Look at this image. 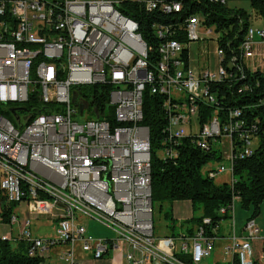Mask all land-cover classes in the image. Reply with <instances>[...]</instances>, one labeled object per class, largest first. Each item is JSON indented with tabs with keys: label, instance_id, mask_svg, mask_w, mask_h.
Returning a JSON list of instances; mask_svg holds the SVG:
<instances>
[{
	"label": "built area",
	"instance_id": "obj_1",
	"mask_svg": "<svg viewBox=\"0 0 264 264\" xmlns=\"http://www.w3.org/2000/svg\"><path fill=\"white\" fill-rule=\"evenodd\" d=\"M127 1L160 17L185 14L178 31L173 21H153L160 39L155 54L139 20L122 12ZM186 12L179 0H0V188L7 205L31 206L27 216L13 209L8 224L18 230L0 239L25 240L29 256L44 259L40 264L58 245L65 246L58 255L69 264H84L80 254L100 260L117 253L123 264H200L217 241L227 239L224 251L232 264H259L262 229L249 217L238 233L234 202L220 209L230 218L227 237L218 232L221 222L208 230L209 218L188 237L154 232L146 90L164 97L159 155L176 156V147L190 137L194 146L221 155L207 170L211 177L227 171L224 160L233 175L235 160L253 155L264 134L256 132L259 118L229 105V87L238 79H246L238 94L264 87V25L250 24L232 49L202 11ZM182 31L187 43L175 37ZM201 41L195 58L191 44ZM246 108L261 109L264 124V96ZM41 215L56 223L51 238L32 229L34 216ZM87 217L114 236L92 238Z\"/></svg>",
	"mask_w": 264,
	"mask_h": 264
},
{
	"label": "trees",
	"instance_id": "obj_2",
	"mask_svg": "<svg viewBox=\"0 0 264 264\" xmlns=\"http://www.w3.org/2000/svg\"><path fill=\"white\" fill-rule=\"evenodd\" d=\"M184 3L186 11H202L207 16V24L216 25V31L223 44H231L232 49H237L244 40L247 27L253 24L254 18L243 9L231 10L226 5L213 2L211 0H179ZM252 7L256 10V18L264 19V0H250ZM121 10L123 13L139 20L140 31L149 45L154 48V54L160 39L153 32V21L168 20L173 21V28L184 17L182 14L162 15L147 14L138 3L129 1L124 3ZM192 6V7H191ZM179 35V36H178ZM181 42L187 43V36L182 31L175 35ZM229 72H236V65H229ZM264 83V82H263ZM238 87H246V79H238L230 89H233L229 99V105L244 109V113L249 119H258L256 132L264 131L263 113L261 109L253 113L246 108L247 104L256 103L264 96V87L253 88L249 94H238ZM226 88V87H225ZM81 89V88H80ZM98 93V92H97ZM96 93V94H97ZM98 95H96L97 97ZM164 97L151 94L149 90L144 93L143 123L150 128L152 140V167H151V187L152 200L154 204L162 206L165 202L174 203L176 201H190L192 203L193 216L183 222L187 233L171 235L175 238L188 237L195 233L194 229L204 224L206 218L211 219L208 230L218 225L228 215H221V208H228L234 198H239L243 207H253V216L260 213L264 202V134L261 135V144L257 146L253 155L244 159L237 158L233 166L234 184L227 182L217 183L216 177L206 175L202 168L214 159L220 160L222 157L213 150H204L197 145L194 146L190 137H184L181 144L176 147L177 155L172 157H162L159 151L164 149L161 144L163 139V128L167 123L166 112L163 108ZM30 103V102H29ZM32 103H38L33 100ZM28 109L30 104H27ZM9 120L15 122L14 116L7 111L4 114ZM233 204V203H232ZM15 204L7 205L6 195L0 188V218L5 223H9L11 212ZM173 213V212H172ZM171 211L166 212L167 217H172ZM196 213V215H195ZM196 227V228H195ZM174 229V226L172 227ZM257 247L260 244L257 243ZM29 244L25 240L9 241L0 239V264H40L44 259L41 256H29Z\"/></svg>",
	"mask_w": 264,
	"mask_h": 264
},
{
	"label": "rangeland",
	"instance_id": "obj_3",
	"mask_svg": "<svg viewBox=\"0 0 264 264\" xmlns=\"http://www.w3.org/2000/svg\"><path fill=\"white\" fill-rule=\"evenodd\" d=\"M226 6L231 9V10H239L243 9L250 13L252 17L254 18L253 24L256 26H262L264 25V19L262 18H256L257 13L256 10L252 7L250 0H227ZM216 25L211 26L213 30L216 29ZM203 42L201 41L200 43L198 42H193L191 44V52L193 56L196 58L197 52H198V47L202 45ZM17 105H22V104H17ZM228 149V148H226ZM211 164L205 165L202 168V171L204 173V176L206 175V171L208 170L209 167L216 166L218 163L217 159H214L213 161L209 162ZM224 164L228 167L227 171L218 175L216 177V182L217 183H223L227 182L231 184L232 182V170L231 166L229 165V162L224 160ZM173 205L174 203L170 202H165L162 204H154V212H153V221H154V232L156 236H166V235H171L173 231L175 232H180L181 229L185 230L184 228L180 227L181 226V219L179 216L181 215L179 212H176V217H174V212H173ZM31 206L29 203L26 201L20 202L15 208H14V213H22L23 216H27V214L30 212ZM171 211L172 217H167L166 212ZM253 207L250 208H245L242 205V202L239 198L235 200V210L234 213L236 215L235 218V223L237 224V227H243L245 221L249 217H254L257 219V223L259 227L262 228L264 231V202L262 203L260 213L256 216H253ZM196 215V213H195ZM35 218L33 219V224H32V229L35 231L34 233L37 234L39 237L43 238H51L55 234V227L56 223L53 220V218L47 216V215H41L39 217L34 216ZM229 218V216H228ZM227 218V219H228ZM227 219H223L221 221V228H219L218 232L223 234V233H228L230 234V226H228V221ZM185 222V221H184ZM83 223L88 227V231L90 233V236L92 238H106V237H113L114 233L103 223L92 219L90 217H87L83 220ZM183 224V222H182ZM174 226V229L172 228ZM18 230V225H10L8 223L3 222L0 219V236H2L4 233H9L13 232L16 233ZM240 231V230H239ZM264 235V232H263ZM65 246L63 245H58L53 247V253H55V259L53 257L46 256L45 260L47 264H69L67 260L61 257V255H58ZM47 254H50V251H46ZM53 259V260H52ZM214 257H208L203 260L202 263L200 264H213Z\"/></svg>",
	"mask_w": 264,
	"mask_h": 264
},
{
	"label": "crops",
	"instance_id": "obj_4",
	"mask_svg": "<svg viewBox=\"0 0 264 264\" xmlns=\"http://www.w3.org/2000/svg\"><path fill=\"white\" fill-rule=\"evenodd\" d=\"M173 212H174V217H176V212H179L181 214L179 216L180 218L177 217V219H181V226L180 227H182V228H184V226L182 225V222H184L186 220H189L190 218H192V216L194 214L193 209H192V203L190 201H176V202H174ZM235 218H236V215H235ZM229 219L230 218L227 219L228 226H229V223H230ZM221 225H223V224H221ZM184 229L185 230L181 229L179 233L175 231L174 234L178 235V234L187 233L188 230H186V228H184ZM236 229H237L238 233H241L243 227L239 228V227H237V224H236ZM194 231H195V229H194ZM263 232L264 231L262 230V235H263ZM88 233H89V231H88ZM35 235L38 236L37 234H35ZM89 235H90V233H89ZM221 235L227 237L229 234L228 233H223ZM226 242H227V239H223V240H220V241L216 242V247H215L214 251L211 254V256L214 257L213 264H232V256L231 255H227L225 253V251H224V247L226 245ZM80 255L82 257L84 256V258L82 259L84 264H123V257L120 255V253H117V254H115L113 256H111V255L106 256L105 258L100 259V260H94V259L90 258L89 256H87L85 254H80ZM44 256L45 257L49 256V257H53L54 258L55 257V253H53V249H52L50 251V254H47V252H46L44 254ZM263 260H264L263 248L257 247V262L259 264H262ZM50 264H52V263H50Z\"/></svg>",
	"mask_w": 264,
	"mask_h": 264
},
{
	"label": "water",
	"instance_id": "obj_5",
	"mask_svg": "<svg viewBox=\"0 0 264 264\" xmlns=\"http://www.w3.org/2000/svg\"><path fill=\"white\" fill-rule=\"evenodd\" d=\"M17 110H18V111H23V110H25V108H23V107H19V108H17ZM17 110H13V113H14L15 115H16V111H17Z\"/></svg>",
	"mask_w": 264,
	"mask_h": 264
},
{
	"label": "bare ground",
	"instance_id": "obj_6",
	"mask_svg": "<svg viewBox=\"0 0 264 264\" xmlns=\"http://www.w3.org/2000/svg\"><path fill=\"white\" fill-rule=\"evenodd\" d=\"M12 226V225H11ZM199 228V226L195 229V231H197V229Z\"/></svg>",
	"mask_w": 264,
	"mask_h": 264
}]
</instances>
